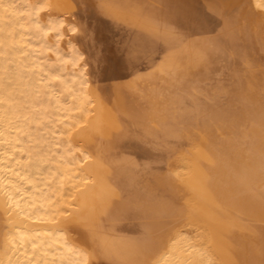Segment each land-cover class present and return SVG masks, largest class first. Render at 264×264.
<instances>
[{"label":"bare ground","instance_id":"6f19581e","mask_svg":"<svg viewBox=\"0 0 264 264\" xmlns=\"http://www.w3.org/2000/svg\"><path fill=\"white\" fill-rule=\"evenodd\" d=\"M0 264H264V0H0Z\"/></svg>","mask_w":264,"mask_h":264},{"label":"rangeland","instance_id":"374dc122","mask_svg":"<svg viewBox=\"0 0 264 264\" xmlns=\"http://www.w3.org/2000/svg\"><path fill=\"white\" fill-rule=\"evenodd\" d=\"M99 31V30H98ZM97 31V32H98ZM102 34V32H100L99 31V34H98V36L99 35H101ZM101 37H103V38H101ZM105 37L103 36V34H102V36H99V39H100V41H102V42H100L99 41V43H97V46L99 45V48H100V56H101V63H100V67L102 66V67H104L105 66V63H106V68L104 67V68H100L101 69V73H102V76L105 78V81L106 82H108V83H111L112 81H113V77H112V74H113V72H115V70H116V67H117V64L116 63H113V60H114V62H117V60H116V55H115V52H114V48H113V46H112V44L111 43H109V41L108 40H106V38L104 39ZM103 39V40H102ZM104 43V44H103ZM107 43H109V44H107ZM110 45V46H109ZM103 46V47H102ZM106 48V50H113L112 52L110 51H106L105 49H103L102 50V48ZM107 47H109V48H107ZM111 47V48H110ZM104 53V54H103ZM107 53H109V54H107ZM111 53H114V56L115 57H113V54H111ZM103 56V57H102ZM109 56H111V57H109ZM104 57H105V59H106V62H104ZM114 59H113V58ZM109 58H111V59H109ZM113 59V60H112ZM116 60V61H115ZM110 61V62H109ZM110 63H111V65H110ZM109 64V65H108ZM115 65V66H114ZM110 66V67H109ZM114 67V68H113ZM106 71V72H105ZM105 72V73H104ZM78 208H80V207H75V209L74 210H76V209H78Z\"/></svg>","mask_w":264,"mask_h":264}]
</instances>
